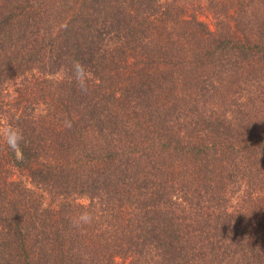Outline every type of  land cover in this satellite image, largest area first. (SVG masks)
Returning <instances> with one entry per match:
<instances>
[{
	"label": "trees",
	"instance_id": "16d2710c",
	"mask_svg": "<svg viewBox=\"0 0 264 264\" xmlns=\"http://www.w3.org/2000/svg\"><path fill=\"white\" fill-rule=\"evenodd\" d=\"M6 124L0 264H264V0H0Z\"/></svg>",
	"mask_w": 264,
	"mask_h": 264
},
{
	"label": "clouds",
	"instance_id": "9594fccd",
	"mask_svg": "<svg viewBox=\"0 0 264 264\" xmlns=\"http://www.w3.org/2000/svg\"><path fill=\"white\" fill-rule=\"evenodd\" d=\"M72 82L75 84L77 90L82 94H87L90 88V77L88 69L79 61L73 62L71 66ZM67 127H71V123L66 124ZM0 139L4 144L13 152L19 154L21 151V144L24 143L23 130L13 124H6L0 127ZM70 224L75 229H83L86 226H90L95 216L93 212L89 210L81 211L78 215L69 218Z\"/></svg>",
	"mask_w": 264,
	"mask_h": 264
}]
</instances>
